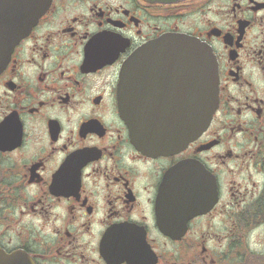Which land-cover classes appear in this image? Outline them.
Listing matches in <instances>:
<instances>
[{
  "label": "flooded vegetation",
  "instance_id": "1",
  "mask_svg": "<svg viewBox=\"0 0 264 264\" xmlns=\"http://www.w3.org/2000/svg\"><path fill=\"white\" fill-rule=\"evenodd\" d=\"M168 33L209 50L218 101L198 136L150 152L121 116L119 75L134 58L131 110L179 130L184 69L138 55ZM0 253L264 264V0H51L0 70Z\"/></svg>",
  "mask_w": 264,
  "mask_h": 264
},
{
  "label": "water",
  "instance_id": "2",
  "mask_svg": "<svg viewBox=\"0 0 264 264\" xmlns=\"http://www.w3.org/2000/svg\"><path fill=\"white\" fill-rule=\"evenodd\" d=\"M176 1V0H153ZM50 0H0V70L7 63L16 43L35 24ZM141 59H169L174 61V69H184L185 96L184 111L180 115L183 128L177 138L179 144L199 134L210 122L217 105V80L211 58L205 46L197 39L184 34H165L152 40L138 54ZM130 58L121 69L119 81V107L123 119L131 126L137 141L146 150H165L160 143L173 130L172 115L163 118L137 114L130 108ZM189 87V88H187ZM149 141L158 145H147ZM174 202L176 194H170ZM11 264V260L0 256V264Z\"/></svg>",
  "mask_w": 264,
  "mask_h": 264
}]
</instances>
